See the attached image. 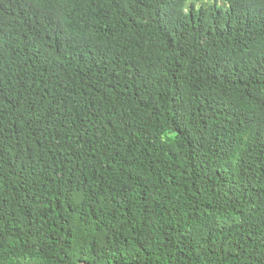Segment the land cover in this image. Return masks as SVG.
Segmentation results:
<instances>
[{
    "label": "trees",
    "instance_id": "obj_1",
    "mask_svg": "<svg viewBox=\"0 0 264 264\" xmlns=\"http://www.w3.org/2000/svg\"><path fill=\"white\" fill-rule=\"evenodd\" d=\"M0 264H264V0H0Z\"/></svg>",
    "mask_w": 264,
    "mask_h": 264
}]
</instances>
